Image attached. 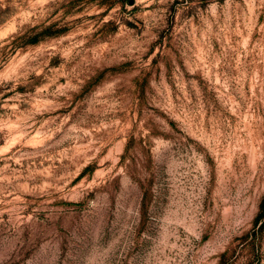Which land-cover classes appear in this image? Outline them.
<instances>
[{"label": "rangeland", "instance_id": "1", "mask_svg": "<svg viewBox=\"0 0 264 264\" xmlns=\"http://www.w3.org/2000/svg\"><path fill=\"white\" fill-rule=\"evenodd\" d=\"M0 264H264V0H0Z\"/></svg>", "mask_w": 264, "mask_h": 264}]
</instances>
